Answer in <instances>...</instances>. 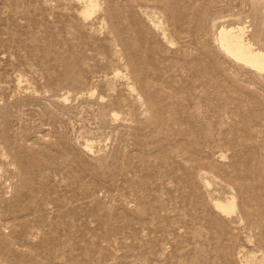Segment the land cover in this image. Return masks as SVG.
Instances as JSON below:
<instances>
[{
    "label": "rangeland",
    "instance_id": "rangeland-1",
    "mask_svg": "<svg viewBox=\"0 0 264 264\" xmlns=\"http://www.w3.org/2000/svg\"><path fill=\"white\" fill-rule=\"evenodd\" d=\"M95 1L0 0V264H264V0Z\"/></svg>",
    "mask_w": 264,
    "mask_h": 264
},
{
    "label": "bare ground",
    "instance_id": "bare-ground-1",
    "mask_svg": "<svg viewBox=\"0 0 264 264\" xmlns=\"http://www.w3.org/2000/svg\"><path fill=\"white\" fill-rule=\"evenodd\" d=\"M85 2L83 13L84 15H89L95 10L97 3L95 0H85ZM218 39L221 47L230 56L258 70H264V54L253 51L249 46L245 45L232 29L221 30ZM219 207L226 211L232 210L233 205L227 203Z\"/></svg>",
    "mask_w": 264,
    "mask_h": 264
}]
</instances>
